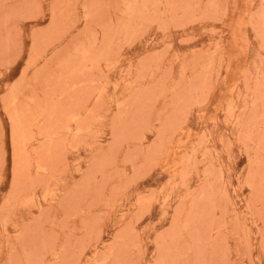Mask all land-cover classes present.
<instances>
[{
    "label": "rangeland",
    "instance_id": "rangeland-1",
    "mask_svg": "<svg viewBox=\"0 0 264 264\" xmlns=\"http://www.w3.org/2000/svg\"><path fill=\"white\" fill-rule=\"evenodd\" d=\"M0 264H264V0H0Z\"/></svg>",
    "mask_w": 264,
    "mask_h": 264
}]
</instances>
